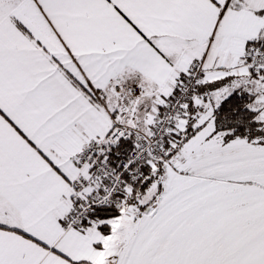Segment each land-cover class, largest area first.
<instances>
[{
    "label": "snow or ice",
    "instance_id": "snow-or-ice-1",
    "mask_svg": "<svg viewBox=\"0 0 264 264\" xmlns=\"http://www.w3.org/2000/svg\"><path fill=\"white\" fill-rule=\"evenodd\" d=\"M0 264H264V0H0Z\"/></svg>",
    "mask_w": 264,
    "mask_h": 264
}]
</instances>
